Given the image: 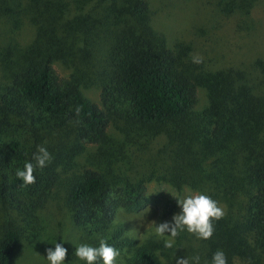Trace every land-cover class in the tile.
Here are the masks:
<instances>
[{
	"label": "trees",
	"instance_id": "1",
	"mask_svg": "<svg viewBox=\"0 0 264 264\" xmlns=\"http://www.w3.org/2000/svg\"><path fill=\"white\" fill-rule=\"evenodd\" d=\"M221 10L231 13L228 6ZM151 15L149 0H0L6 29L0 40V200L25 224L2 227L0 264L16 263L24 229L50 200L62 178L59 167L65 169L75 149L97 146L120 166L106 148L118 151L108 134L112 120L123 122L124 143L142 151L138 164L159 166L157 180L203 192L226 214L213 221L211 239L183 231L166 248L167 235L134 236L119 218L122 210L143 205L147 171L130 180L122 169L114 175L83 168L66 178L64 188L87 244L106 240L120 251L118 264H176L196 255L200 264H211L218 249L228 264H264V60L218 68L193 63L189 46L168 45ZM25 23L32 37L21 43ZM55 63L72 71L61 76ZM76 71L97 74L99 104L82 91L94 80L81 81ZM19 119L31 125L37 143L57 130L75 136L63 157L56 154L37 169L36 182L27 187L15 172L37 149L28 150L19 134L3 137L8 122Z\"/></svg>",
	"mask_w": 264,
	"mask_h": 264
},
{
	"label": "rangeland",
	"instance_id": "2",
	"mask_svg": "<svg viewBox=\"0 0 264 264\" xmlns=\"http://www.w3.org/2000/svg\"><path fill=\"white\" fill-rule=\"evenodd\" d=\"M247 4L241 0H149L152 25L165 37L168 45L189 46V50L186 49L189 59L192 61L194 56L202 57L203 62L211 68L247 65L256 58L264 60V0H255L253 4ZM223 6H228L231 13L226 14L222 11ZM247 9H250V12H247ZM5 36L6 29L0 24V40ZM31 37V28L25 23L18 39L25 43ZM54 67L64 77L72 71L60 63H55ZM75 75L81 81L94 80L86 86L83 85L82 91L92 102L99 104L97 74L93 78L92 73L89 76L87 73L76 71ZM198 95V105H202L206 100L202 88L198 89ZM24 123L21 119L19 123L16 120L8 122L5 126L4 139H8L11 134H19L28 150L43 145L52 157L59 153L63 157L75 142L73 134L57 130L45 134L43 143H37L32 137L34 133L31 125ZM123 126L121 121L109 122L108 134L117 143L118 151L113 153L108 146L106 147L108 152L120 158V166H113L114 159L112 161L106 159L104 154L99 153L97 146L82 144L79 149H75L71 157L67 158L69 160L65 169L59 167L62 176L60 184L54 189L50 200L37 218L24 229L15 264H49L46 249H54L55 243H61L67 248L64 264L80 263L81 260L74 256V251L75 246L87 243L83 238L86 232L73 224L65 200L64 183L68 176L80 172L83 168H95L114 175L119 174L122 169L130 180L136 178L137 172L147 171L142 177L151 179L146 182V199L143 205L137 209L122 210L119 215L128 232L137 237L155 231V224L171 220L172 216L178 213L179 206L174 196L183 197L189 191L197 192L188 187L176 190L167 182L157 180L159 166L148 169L147 164L144 166L138 164L136 156L142 151L135 143H124L121 133ZM51 147H55L53 152L50 151ZM149 172H154V175L150 176ZM10 222L18 226L25 225L0 200V231Z\"/></svg>",
	"mask_w": 264,
	"mask_h": 264
},
{
	"label": "clouds",
	"instance_id": "3",
	"mask_svg": "<svg viewBox=\"0 0 264 264\" xmlns=\"http://www.w3.org/2000/svg\"><path fill=\"white\" fill-rule=\"evenodd\" d=\"M192 62L202 63L203 58L194 56ZM76 111L79 112V108ZM51 160L52 155L47 148L38 145L36 152L32 154L31 160L25 162L23 168H18L15 172L16 177L22 181L21 186L27 187L34 184L36 182L35 171L45 168ZM174 197L180 208L179 213L172 216L171 222L165 221L159 224L154 222L155 234L159 237H165L166 235L169 237L164 240V246L172 248L175 238L183 231L195 235L198 239H211L215 231L213 221L222 219L226 214L225 209L219 205V202L203 192L189 191L183 197ZM46 253L49 264H64L67 248L63 247L61 243H55L54 249L47 248ZM74 256L84 261L85 264H97L99 261H102V264H118L117 258L120 256V251L109 245L106 240L100 239L98 246L87 243L75 246ZM176 264H200V257L198 255L193 256L191 261L188 257L177 258ZM211 264H228L223 250L218 249L213 253Z\"/></svg>",
	"mask_w": 264,
	"mask_h": 264
}]
</instances>
